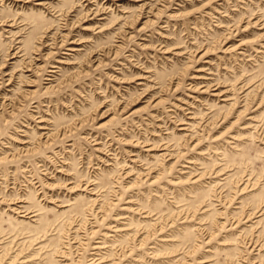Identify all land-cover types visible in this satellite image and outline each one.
<instances>
[{
	"label": "rangeland",
	"instance_id": "rangeland-1",
	"mask_svg": "<svg viewBox=\"0 0 264 264\" xmlns=\"http://www.w3.org/2000/svg\"><path fill=\"white\" fill-rule=\"evenodd\" d=\"M26 1L0 0V264H264V0Z\"/></svg>",
	"mask_w": 264,
	"mask_h": 264
},
{
	"label": "bare ground",
	"instance_id": "bare-ground-1",
	"mask_svg": "<svg viewBox=\"0 0 264 264\" xmlns=\"http://www.w3.org/2000/svg\"><path fill=\"white\" fill-rule=\"evenodd\" d=\"M16 2H18V1H20V2H22V1H24V0H15ZM30 1V0H29ZM29 1H26V2H29ZM39 5H41V6H44V5H46L47 6V4H45L44 2H40V3H38ZM2 24V22H0V25ZM3 25H4V23H3ZM55 68H57V67H55Z\"/></svg>",
	"mask_w": 264,
	"mask_h": 264
}]
</instances>
